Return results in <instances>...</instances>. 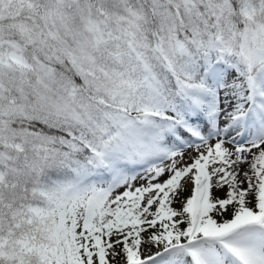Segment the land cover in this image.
Listing matches in <instances>:
<instances>
[{"label":"snow or ice","instance_id":"obj_1","mask_svg":"<svg viewBox=\"0 0 264 264\" xmlns=\"http://www.w3.org/2000/svg\"><path fill=\"white\" fill-rule=\"evenodd\" d=\"M0 264H264V0H0Z\"/></svg>","mask_w":264,"mask_h":264},{"label":"rangeland","instance_id":"obj_2","mask_svg":"<svg viewBox=\"0 0 264 264\" xmlns=\"http://www.w3.org/2000/svg\"><path fill=\"white\" fill-rule=\"evenodd\" d=\"M176 206L179 207V204H177Z\"/></svg>","mask_w":264,"mask_h":264},{"label":"bare ground","instance_id":"obj_3","mask_svg":"<svg viewBox=\"0 0 264 264\" xmlns=\"http://www.w3.org/2000/svg\"><path fill=\"white\" fill-rule=\"evenodd\" d=\"M222 195V193H220Z\"/></svg>","mask_w":264,"mask_h":264}]
</instances>
